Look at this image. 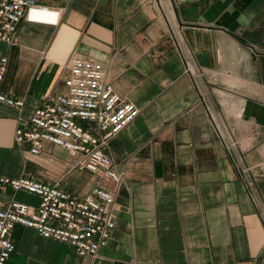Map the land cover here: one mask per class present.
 <instances>
[{
	"label": "crops",
	"instance_id": "1",
	"mask_svg": "<svg viewBox=\"0 0 264 264\" xmlns=\"http://www.w3.org/2000/svg\"><path fill=\"white\" fill-rule=\"evenodd\" d=\"M55 23L22 19L16 41H0L7 66L0 90L23 97L21 111L0 101V175L30 174L83 195L99 180L46 142L38 155L14 141L18 117L65 90L73 55L100 60L139 114L106 152L123 175L115 226L100 264H264V227L218 139L209 113L264 153V0H36ZM192 48L198 74L184 71L173 33ZM256 186L264 203V171ZM12 192H0V205ZM32 203L36 197L16 192ZM6 264H90L70 246L16 225Z\"/></svg>",
	"mask_w": 264,
	"mask_h": 264
},
{
	"label": "built area",
	"instance_id": "2",
	"mask_svg": "<svg viewBox=\"0 0 264 264\" xmlns=\"http://www.w3.org/2000/svg\"><path fill=\"white\" fill-rule=\"evenodd\" d=\"M55 23L59 12L39 4L36 0H0V41H16L20 20ZM184 71L194 83L198 67L192 48L178 31L173 33ZM7 57L0 53V84L4 79ZM65 90L43 100L27 116L18 117L14 130L17 145H26L33 155L42 152L46 142L63 148L76 158L75 167L86 169L99 180L83 195L71 193L58 182L51 183L30 174L19 177L0 175V192L10 190L11 198L0 205V264H6L15 250L11 233L16 225L31 228L44 238L64 243L78 255L92 258L90 264H100V250L108 244L115 226L114 204L117 189L123 180L106 152L116 137L136 116L140 109L123 99L114 84L106 78L100 60L73 55L63 79ZM0 101L21 111L23 97H14L0 90ZM210 123L231 159L236 175L242 183L264 227V203L256 186L257 173L264 171V153L257 165L246 160L252 145L249 138L239 139L232 127L221 125L209 112ZM34 195L36 201L27 203L14 198L16 192Z\"/></svg>",
	"mask_w": 264,
	"mask_h": 264
},
{
	"label": "rangeland",
	"instance_id": "3",
	"mask_svg": "<svg viewBox=\"0 0 264 264\" xmlns=\"http://www.w3.org/2000/svg\"><path fill=\"white\" fill-rule=\"evenodd\" d=\"M33 202H35V200H34V201H32V203H33Z\"/></svg>",
	"mask_w": 264,
	"mask_h": 264
}]
</instances>
